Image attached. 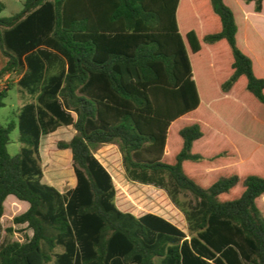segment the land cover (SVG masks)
<instances>
[{
    "label": "trees",
    "instance_id": "obj_1",
    "mask_svg": "<svg viewBox=\"0 0 264 264\" xmlns=\"http://www.w3.org/2000/svg\"><path fill=\"white\" fill-rule=\"evenodd\" d=\"M243 1L260 12L264 0ZM22 2L0 16V81L17 77L0 83V107L13 87L29 95L13 113L18 154L15 123H0V218L7 196L25 201L13 223L32 234L3 245L0 264H264V44L238 45L224 0ZM60 126L73 129L57 143L75 178L65 192L40 165ZM104 144L129 180L168 191L189 235L117 203Z\"/></svg>",
    "mask_w": 264,
    "mask_h": 264
},
{
    "label": "rangeland",
    "instance_id": "obj_2",
    "mask_svg": "<svg viewBox=\"0 0 264 264\" xmlns=\"http://www.w3.org/2000/svg\"><path fill=\"white\" fill-rule=\"evenodd\" d=\"M4 8L0 16L6 17L18 12L22 9V0H1ZM229 7L236 13V21L239 23L242 8L240 5H251L252 13H256L252 4H247L243 0H228ZM240 3V4H238ZM242 6V7H243ZM244 11V10H243ZM263 18L252 16V20L258 23L264 22ZM260 25V24H259ZM240 26V25H239ZM240 34V28L237 33ZM241 36L237 39L239 42ZM255 63L256 58L254 57ZM17 77L8 76L3 78L0 83L7 84L10 81H15ZM29 99L27 92L19 91L18 87H13L8 90L7 96L4 99L5 105L0 107V123L7 125L10 121L15 123V127L10 133V140L7 145V150L10 155L19 153L21 143L19 142V126L18 119L13 114L15 110L19 109ZM244 120L242 128L244 131L249 128L248 121L251 120V115L245 109ZM73 135V129L70 126H60L51 131L47 137L43 139L45 147L40 151V165L43 172L42 181L48 183L61 192H65L71 188L75 183L74 172L71 164V158L66 150H59L57 148L58 142H67ZM96 157L105 165L110 172L115 187L117 189V203L119 205H126L129 209H133L136 213L142 211H152L157 213L173 223L180 224L181 229L186 234H190L187 224L184 221L183 214L179 206H177L170 196L168 191L156 188L151 185H143L133 182L128 179L127 174L122 167L120 154L118 153L116 145L104 144L95 151ZM171 188V186H170ZM176 200L184 207H189L193 198L189 192L176 193ZM28 208V203L20 201L14 196H7L4 201V214L0 218V248L10 242L19 241L24 242L27 237H30L32 230L25 224L13 223V217L23 213ZM178 219V220H177ZM155 264H159L157 259L154 260Z\"/></svg>",
    "mask_w": 264,
    "mask_h": 264
},
{
    "label": "crops",
    "instance_id": "obj_3",
    "mask_svg": "<svg viewBox=\"0 0 264 264\" xmlns=\"http://www.w3.org/2000/svg\"><path fill=\"white\" fill-rule=\"evenodd\" d=\"M232 1H236V0H232ZM224 2L228 6L230 5V2H228V0H224ZM238 4H240V3H238ZM249 4H252L253 9H254L253 2H250ZM22 6H23V2H22ZM242 6L243 5H240L242 10L240 11L241 14H240L239 23L237 24V30L240 28V34H239V32L236 33V41L239 38V36H241V40L239 42L237 41L238 45L244 49L249 50L250 49V41H252L253 39H259L264 44V22L261 21V23H258V22L253 21L251 18L252 16H255L257 18H263L262 16L264 14V1L262 3L261 11L256 12L259 14L252 13L251 5H245L246 8H244V6L243 7ZM235 14L236 13H234V15ZM235 19H236V17H235ZM236 23H237V21H236ZM5 63H6V58L0 52V69L5 65ZM6 77H8V75L4 76V78H6Z\"/></svg>",
    "mask_w": 264,
    "mask_h": 264
}]
</instances>
